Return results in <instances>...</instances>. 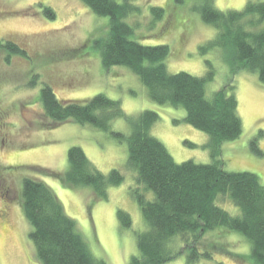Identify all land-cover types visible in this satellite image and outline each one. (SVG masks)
<instances>
[{
    "label": "rangeland",
    "instance_id": "obj_1",
    "mask_svg": "<svg viewBox=\"0 0 264 264\" xmlns=\"http://www.w3.org/2000/svg\"><path fill=\"white\" fill-rule=\"evenodd\" d=\"M248 1L216 0L215 6L222 11L242 10ZM133 3L141 11L128 21L135 28L134 39L148 46L169 45L172 52L166 61L169 73L205 76L208 59L216 72L208 93L225 88L229 82L235 85L243 131L239 139L222 145L224 168L229 172L255 173L264 186V84L257 74L242 71L233 76L221 50L201 55L200 47L215 38L217 29L203 22L194 10L197 0H133ZM44 6L54 10L55 19L44 14ZM151 7L166 11L161 21L154 20ZM109 24L108 17L95 15L80 0H0V40L14 41L26 51V56L14 55L8 62V54L0 50V264H42L30 240L32 227L22 209V185L28 177L54 190L67 215L76 220L92 255L106 264H129L131 256L139 253L136 233L148 228L131 193L137 185V174L128 168L126 142L120 143L109 132L71 120L49 129L50 122L40 101L41 88L46 83L63 101L86 102L104 94L120 101L128 115L155 111L161 120L152 134L169 149L177 163L213 161L203 147L209 136L188 124H175L186 117L182 108L153 102L146 86L127 67L108 71L102 66L100 49L94 41L107 35ZM35 77L39 82L32 87L30 83ZM112 130L131 133L124 119L115 121ZM260 132L263 136L257 145L262 156L250 145ZM187 142L195 147L187 146ZM73 146L82 147L101 173L117 169L124 176L122 185L108 190L107 199H98L90 187L71 188L39 171L66 172L68 150ZM219 205L232 215L240 213L228 200L220 199ZM119 209L131 215L132 228L121 226ZM229 234L217 232L207 237L205 243H219L214 258L194 264H243L220 249L224 246L247 259L251 243L240 233ZM188 258L186 251L168 264H188ZM246 263L255 264L251 258Z\"/></svg>",
    "mask_w": 264,
    "mask_h": 264
},
{
    "label": "trees",
    "instance_id": "obj_2",
    "mask_svg": "<svg viewBox=\"0 0 264 264\" xmlns=\"http://www.w3.org/2000/svg\"><path fill=\"white\" fill-rule=\"evenodd\" d=\"M80 1L95 15L109 18L107 35L94 41L100 49L102 66L108 71L127 67L146 86L153 102L185 111L186 117L175 124H188L209 136L203 147L211 154L210 164L193 160L177 163L169 149L152 134L153 127L161 120L157 112L144 110L138 115H128L120 101L104 94L86 102L63 101L49 84L42 86L40 101L50 122L49 129L71 120L109 132L120 143L127 144L128 168L137 174V185L131 193L148 227L136 233L139 253L131 256L129 264H168L186 251L188 264L204 258L213 260L219 243L205 241L217 232L243 235L251 243L247 259L264 264V186L255 173L227 171L221 157L222 145L239 139L243 131L235 85L229 82L225 88L208 93V86L216 77L214 65L208 59H205V76L169 73L166 63L172 54L169 45L148 46L134 39L135 28L128 21L141 11L133 0ZM197 2L194 10L203 22L217 29L215 38L200 47L201 55L221 50L233 76L242 71L255 73L264 84V0H249L242 10L225 11L215 6L216 0ZM150 10L155 21H161L166 14L162 7ZM43 12L51 20L56 17L50 6H44ZM0 50L8 54V62L14 55L26 56V51L14 41L0 40ZM38 79L33 78L32 87L38 84ZM122 119L130 126L129 135L112 130L113 123ZM259 134L250 145L262 156L257 143L263 132ZM186 145L195 147L190 142ZM68 164L64 173L39 171L71 188L90 187L100 200L107 199L108 190L125 180L117 169L101 173L82 147L68 150ZM22 188V209L32 227L30 240L39 262L106 264L92 255L76 220L67 215L51 187L28 177L23 180ZM220 199L231 202L240 213L232 215L219 205ZM117 215L123 228H132L128 212L119 209ZM220 250L247 264L246 257L235 255L224 246Z\"/></svg>",
    "mask_w": 264,
    "mask_h": 264
}]
</instances>
